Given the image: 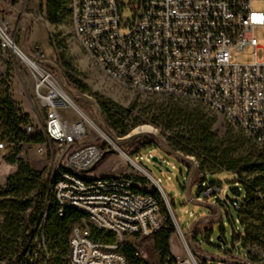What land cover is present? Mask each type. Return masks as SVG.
I'll use <instances>...</instances> for the list:
<instances>
[{"label":"built area","instance_id":"2783aa9c","mask_svg":"<svg viewBox=\"0 0 264 264\" xmlns=\"http://www.w3.org/2000/svg\"><path fill=\"white\" fill-rule=\"evenodd\" d=\"M253 1L264 3V0H66V5L75 38L106 76L139 92L199 104L208 114L222 116L233 128L261 144L264 45L258 46L253 32L255 28H264V12L253 11ZM7 25L0 17L1 55L18 48ZM249 49H253V63H235V54ZM259 49L260 59L256 55ZM33 75L37 96L45 109L41 132L45 142L35 145L36 153L47 156V144L51 155L52 144L60 150L47 178V193L55 200L59 216L67 208L81 215L70 226L68 264H127L119 251L125 239L151 237L163 224L156 199L141 192L148 190L149 178L125 154L124 159L137 175L97 176L94 168L106 148L95 144L76 146L86 135V128L79 129L81 119L71 123L62 114L69 108L80 118V110L58 93L48 73L44 72L43 78ZM24 132L34 134V126L27 125ZM7 148L6 142L0 140V152ZM220 194V188L207 186L197 200L220 198ZM165 202L169 209L166 199ZM215 203L220 210L219 203ZM233 207L239 209L236 203ZM46 208L47 205L30 239L32 248L38 251L45 248ZM171 216L173 236L178 239L182 253L170 252L167 264H256L234 248L224 262L197 259L193 246ZM92 230L111 236L114 242L93 241ZM135 256L141 258L136 248Z\"/></svg>","mask_w":264,"mask_h":264},{"label":"rangeland","instance_id":"374dc122","mask_svg":"<svg viewBox=\"0 0 264 264\" xmlns=\"http://www.w3.org/2000/svg\"><path fill=\"white\" fill-rule=\"evenodd\" d=\"M45 3L46 0H18L11 6L13 15L0 14V17L7 22L8 32L19 50L42 71L48 73L58 89L98 128L96 131L83 122L86 135L76 143V146L95 144L110 152L98 165L95 171L97 176H120L125 173L137 175L136 170L124 159L125 154L134 163L151 170L149 174L159 184L168 201L171 214L189 245L193 246L197 259L226 260L233 248L239 255L245 256L242 247L244 228L239 224L237 213L230 205V201H240L244 198L242 187L234 182L235 176L227 172L204 173L203 179L197 170L195 159L193 161L181 154L168 152V134L155 126L147 114L154 102L161 103L167 96L139 92L106 76L75 38L70 17L63 19L58 25H51L45 17ZM251 9L255 12H264V3L253 1ZM4 10L9 12L7 8ZM253 35L258 46H263L264 28H255ZM256 55L260 59L261 49ZM62 61H66L71 67L72 78L85 87L81 93L70 85L68 88L71 91L62 87L60 77L52 70L54 68L61 74L65 73ZM234 61L240 65L253 63V49L236 53ZM33 73L36 75L14 53L0 54V85L7 84L9 97L29 116L34 126V134H37L41 133L44 127L45 109L37 96ZM42 93L43 91H40V94ZM188 102L196 105L194 102ZM104 105L126 111L125 123L129 126V131L125 136L107 126L102 107ZM62 115L71 123L81 119L69 108L64 109ZM210 115L216 121L212 129L214 134L219 137L230 134L249 141L246 135L233 128L222 116L212 113ZM102 126H105L107 132ZM51 147L53 155L50 154V144H47V156H40L36 153L37 147L34 144H25L19 156L24 164L35 171H44L48 178L60 153L54 144ZM13 153L14 149L11 147L0 152L1 186L16 171L17 165L11 161ZM152 157H156L168 171L158 172L154 169L150 162ZM213 183L221 189L220 198L228 196L229 200L226 203L229 209L217 210L216 197L197 200L202 198V190ZM148 184V190L152 191L154 188L149 182ZM235 191H239V195ZM208 220H211V223H207ZM235 228L236 234L240 236L238 241H234L232 236ZM218 237L222 240L217 239ZM125 242L132 244L141 253L142 260L158 264L159 258L154 250L152 238L127 237ZM169 248L173 254L182 253L176 236H171ZM221 248L225 251L220 250ZM253 251L264 261V251L258 248Z\"/></svg>","mask_w":264,"mask_h":264},{"label":"trees","instance_id":"16d2710c","mask_svg":"<svg viewBox=\"0 0 264 264\" xmlns=\"http://www.w3.org/2000/svg\"><path fill=\"white\" fill-rule=\"evenodd\" d=\"M17 1L0 0V14L13 15L11 6ZM66 4V0H46L44 13L51 25H58L69 16ZM4 8L9 12H5ZM62 65L66 70L62 74L52 68L60 77L62 87L71 91L68 88L70 85L81 93L85 87L72 78L70 75L72 69L66 61H62ZM102 107L107 126L125 136L129 131V126L125 123L126 111L105 105ZM147 114L155 126L168 134V152L195 159L197 170L203 179L204 173L227 172L235 176L234 182L242 187L244 198L240 201H230V205L232 207L234 203L239 205L238 210L234 207L233 209L237 213L239 224L244 228L242 247L250 261L264 264L263 259L253 251L255 248L264 251V142L258 144L251 138L246 141L230 134H226L225 137L217 136L212 131L216 122L214 117L199 104L192 105L173 96H167L161 103L154 102ZM29 124H31L29 116L9 97L7 84L0 85V140L14 149L11 161L17 165L15 173L6 179L4 185H0V264H68L70 226L78 221L81 215L74 209L67 208L59 216L55 200L47 193L45 172L35 171L20 158H16L23 145L45 142L42 133L27 135L24 132V128ZM102 128L107 132L105 126ZM153 145L157 146L154 143ZM108 153L110 152L104 154L101 162ZM209 186L218 187L215 183ZM141 192L149 193L156 199L164 217L160 230L150 238L158 254V264H167V257L170 255L169 240L174 233L172 222L155 189ZM235 193L239 195V191ZM227 200L228 196L224 199L216 197V201L224 209H229ZM46 205L45 248L38 251L32 248L30 239L32 230ZM230 221L234 225L232 218ZM207 223H211V220ZM236 232L235 228L232 234L234 241L240 238ZM91 237L95 242H114L111 236L95 230H92ZM219 240L222 238L219 237ZM119 251L127 264H150L135 256V247L130 243H122Z\"/></svg>","mask_w":264,"mask_h":264},{"label":"bare ground","instance_id":"6f19581e","mask_svg":"<svg viewBox=\"0 0 264 264\" xmlns=\"http://www.w3.org/2000/svg\"><path fill=\"white\" fill-rule=\"evenodd\" d=\"M14 55L20 59L27 67H29L32 71H34L36 73L37 76H42V78L44 77L43 75V71L33 62L31 61L28 57H26L18 48L16 50L13 51ZM56 90L58 91V93H60L71 105L75 106L73 104L72 101H70L67 96L60 90L58 89V87L56 86ZM79 116L81 118V121L79 123V129H83L85 128V125L84 123L86 124H89L92 128H94L96 131H98V128L94 125V123H92L89 119L85 118L84 115L81 113V111H79ZM83 120V121H82ZM84 122V123H83ZM138 170H140L141 172H143L148 178L149 180L151 181V183L157 187L158 189L159 188V185L153 181L150 177V175L148 174V172L140 167V166H135Z\"/></svg>","mask_w":264,"mask_h":264},{"label":"water","instance_id":"95a60500","mask_svg":"<svg viewBox=\"0 0 264 264\" xmlns=\"http://www.w3.org/2000/svg\"><path fill=\"white\" fill-rule=\"evenodd\" d=\"M150 162L152 163L153 168L156 169L158 172H161L162 170L168 171L167 169H165V168L162 167V163H161L156 157H152V158L150 159ZM144 169L148 172V174H149L150 171H151V170H148L146 167H144ZM151 179H152V178H151ZM152 180L155 181L154 179H152ZM149 183H150V185H151L155 190H157V192L159 193V195H160V197H161V199H162V201H163V203H164V205H165V207H166V210H167L168 216H169L170 220H172L171 212L169 211V209H168L167 206H166L165 197H164L163 193L161 192L160 189H158L157 187H155V186L151 183L150 180H149ZM219 215H220V213H219ZM217 239H219V237H218ZM214 261H216V262H224V260H214Z\"/></svg>","mask_w":264,"mask_h":264}]
</instances>
